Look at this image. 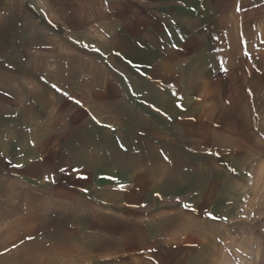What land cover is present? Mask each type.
I'll return each instance as SVG.
<instances>
[{"label": "crops", "instance_id": "obj_1", "mask_svg": "<svg viewBox=\"0 0 264 264\" xmlns=\"http://www.w3.org/2000/svg\"><path fill=\"white\" fill-rule=\"evenodd\" d=\"M263 82L264 0H0V264H205Z\"/></svg>", "mask_w": 264, "mask_h": 264}, {"label": "rangeland", "instance_id": "obj_2", "mask_svg": "<svg viewBox=\"0 0 264 264\" xmlns=\"http://www.w3.org/2000/svg\"><path fill=\"white\" fill-rule=\"evenodd\" d=\"M253 100L252 138L222 179L223 198L231 203L222 210L205 264H264V82L262 96Z\"/></svg>", "mask_w": 264, "mask_h": 264}, {"label": "snow or ice", "instance_id": "obj_3", "mask_svg": "<svg viewBox=\"0 0 264 264\" xmlns=\"http://www.w3.org/2000/svg\"><path fill=\"white\" fill-rule=\"evenodd\" d=\"M53 87H55V85H53ZM77 103H79L78 101H77ZM157 111H159V109H157ZM187 207V206H186Z\"/></svg>", "mask_w": 264, "mask_h": 264}]
</instances>
